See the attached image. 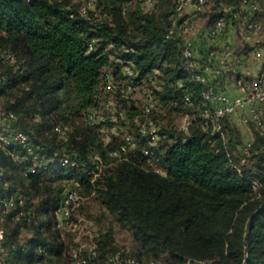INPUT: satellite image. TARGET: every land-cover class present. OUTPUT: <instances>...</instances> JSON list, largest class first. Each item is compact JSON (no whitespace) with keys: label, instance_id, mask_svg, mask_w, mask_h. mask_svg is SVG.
I'll return each instance as SVG.
<instances>
[{"label":"trees","instance_id":"trees-1","mask_svg":"<svg viewBox=\"0 0 264 264\" xmlns=\"http://www.w3.org/2000/svg\"><path fill=\"white\" fill-rule=\"evenodd\" d=\"M243 1L206 0L205 7L212 4L204 13L209 28L222 18L236 23L226 7ZM251 1L259 3L262 14L264 0ZM144 5L145 0H98L83 13L75 0H0V107L16 116L7 128L25 132L35 153L49 160L47 168L25 174L32 164L27 150L13 143L0 146V166L9 182L0 186V196L17 199L16 208L4 216L2 243L15 264H61L57 210L75 183L130 226L138 245L131 256L144 264H264V130L250 122L249 137L233 116L214 115L202 96L203 85L184 68L182 42L167 37L176 0H155L150 10ZM127 46L134 51L126 52ZM122 61H131L138 79L154 92L156 122L158 114L191 117L187 133L161 127L173 139L157 147L165 174L145 164L142 146L148 140L139 133L126 158L112 159L96 178L88 174L96 153L107 160L111 150L126 145L122 134L106 142L98 129L79 122L88 108L106 100L107 68L115 74L117 106L134 101L124 96L126 82L121 88L117 81L119 75L124 78ZM240 77L251 80L235 73V80ZM186 92L193 107L184 103ZM122 110L129 118L137 113ZM57 124L69 127L67 140L55 131ZM53 135L63 139L61 154L51 149ZM14 153L26 158L17 161ZM63 155L78 165L52 168ZM66 180L71 181L64 187ZM24 229L31 237L21 243ZM97 248L101 264L121 251L111 233L98 239Z\"/></svg>","mask_w":264,"mask_h":264},{"label":"built area","instance_id":"built-area-1","mask_svg":"<svg viewBox=\"0 0 264 264\" xmlns=\"http://www.w3.org/2000/svg\"><path fill=\"white\" fill-rule=\"evenodd\" d=\"M92 0H83L81 11L86 13L91 7ZM206 0H176L175 13L173 15V24L167 32V37L178 39L183 45V65L192 80L203 85L202 96L209 101L214 107V115L217 118L225 116H233L240 112L246 106H249L250 112L242 118L244 123H254L259 129L264 130V69L257 73L250 81H246L243 77L235 80L236 85L242 91V95L228 96L222 89L221 84L212 81L209 70L213 66L222 69L229 64L234 54L232 50H211L204 57L202 63L196 53L193 41V32L195 24L193 17L203 13L205 10ZM155 0H145L146 10L153 9ZM193 7V14L190 19H184L188 15L189 8ZM236 21L239 29L237 33L243 41L249 42L252 36H258L264 42V19L259 18L260 6L256 1L244 0L238 6H227ZM209 16L205 17L208 20ZM232 24V23H231ZM230 25V24H229ZM225 19H220L212 27L209 28V38L215 40L224 35L229 28ZM96 40L89 44V49L94 50ZM126 52H133L131 46L124 47ZM6 58L14 63L15 56L8 52ZM252 56L262 60L264 63V47H256L252 51ZM121 72L125 78L126 89L124 96L135 99V94L143 89L142 103L139 111L132 118L126 115V112L118 108L117 98L114 96L116 91L115 74L111 68H107L103 72V89L109 94L99 106L90 107L85 111L84 120L90 127L98 129L102 133V137L106 142L112 140V135L122 134L126 145L122 149L111 150L108 159H104L100 153L94 156V168L88 169V174H92L96 178L102 169L107 166L108 162L112 163V159H122L127 157V148L137 144L136 137L130 130V126L135 127L137 132L148 140V143L142 146V153L145 157V164L152 167L161 174H165V170L160 166V156L157 152L159 141L166 138V134L162 132L161 126L154 120L153 113L157 109L158 100L154 92L145 87L141 80L138 79V71L131 61L121 62ZM182 85V82H180ZM111 94V96H110ZM184 103L187 106L195 105L194 99L190 92L184 94ZM13 113H6L0 107V146H8L14 144L21 146L30 154L32 164L24 172L36 173L39 167L47 168L49 160L36 154L31 146L28 135L20 130L8 129L6 124L9 120L15 119ZM191 124V117L186 115L181 131L187 133ZM55 131L58 132L65 140L68 139L69 127L64 124H57ZM252 143L248 142L243 152L248 154ZM17 161H23L26 157L21 153L13 154ZM78 165L77 159H71L68 155H63L60 159L54 160L51 167L54 169L70 168ZM0 186L8 187L9 182L5 179V169L0 166ZM79 183H75L67 189L63 196L60 206L57 210L56 227L65 233L76 235V241L80 242V238L88 234L91 223L87 219H74V212L81 205L82 195ZM17 199L14 195L0 196V264H15L12 259L7 257V248L3 245L2 240L5 233L3 227L4 216L16 208ZM21 214V213H20ZM19 214V215H20ZM19 216L17 217V219ZM97 243H82L72 251L71 264H101L98 263ZM102 264H144L138 257L124 255L122 251H118L111 255L108 261ZM150 264H167L166 261L155 262ZM187 264H192L190 261ZM198 264H205L199 261Z\"/></svg>","mask_w":264,"mask_h":264},{"label":"rangeland","instance_id":"rangeland-1","mask_svg":"<svg viewBox=\"0 0 264 264\" xmlns=\"http://www.w3.org/2000/svg\"><path fill=\"white\" fill-rule=\"evenodd\" d=\"M76 4L82 5L83 0H75ZM98 0H92L91 7L94 9L97 5ZM264 6V5H263ZM145 7V5H144ZM212 8V4L209 3L206 7L203 13H200L199 15L193 17V22L196 27V31H198L201 26L208 25L207 20L205 19V14L208 13ZM146 9V7H145ZM193 14V11L190 12L188 15L184 17V19H190ZM259 18L264 19V11L262 14L259 15ZM237 29H239L237 23H232L229 25L228 31H232V35L234 36L233 43L234 45L231 46L235 53H247L252 52V50L257 45H263L264 42L260 41L257 42L259 39L258 36H252V39L249 42L243 41L241 36L237 33ZM235 31V32H234ZM252 54V53H251ZM112 58V55H111ZM233 80H235V76H231ZM118 84L121 88L125 86V80L120 75L117 77ZM144 91L143 89H140L135 95L134 101H127V100H121L120 105L118 108L125 109L129 112H136L139 111L141 103H142V95ZM106 95L109 96V94L106 93ZM111 96V94H110ZM118 105V104H117ZM187 114L174 112L173 114L167 115H155L157 119V123L161 127H165L169 132H181V127L184 124L185 117ZM80 124L84 127H88L84 121V118H81L79 120ZM241 128L244 130V133H246L248 136L251 134L250 130V124L241 122L240 124ZM130 130H132V133L137 137L138 132L135 129V127L130 126ZM120 137V136H119ZM173 139L170 135H168V138H163L159 141L158 148H160L167 142L171 143ZM49 142L53 147H57L56 152L61 154L62 148H63V139L60 136L53 135V137L49 138ZM71 181V180H70ZM70 181H64V187L68 186ZM82 200L81 205L79 208H77L74 212V219H87L89 223H91V226L89 227L88 234L83 235L80 238V242L82 243H97L99 238H102L105 234L111 233L115 245L125 253H128L129 255H135L137 251V243L135 241V238L133 236V232L128 224L123 223L118 219V217L114 214L109 213L97 199L95 198V195L89 193L87 190L83 189L81 191ZM31 237V233L27 230H21L18 239L21 243L27 241ZM60 240L63 243L64 246V254L62 256V262L61 264H68L69 263V257L70 252L73 251L77 246H79L80 242H77L76 235L70 234V233H61L60 234Z\"/></svg>","mask_w":264,"mask_h":264},{"label":"crops","instance_id":"crops-1","mask_svg":"<svg viewBox=\"0 0 264 264\" xmlns=\"http://www.w3.org/2000/svg\"><path fill=\"white\" fill-rule=\"evenodd\" d=\"M193 11V7L189 8V12ZM235 32V31H234ZM232 35V31L226 32L224 35L220 36L215 40H211L209 38V26L203 25L201 28L193 32V41L196 48V53L202 63H204V57L208 52L211 50H232L233 51V58L230 60L229 64L222 69H218L217 66H213L209 70V75L212 81H216L221 84V89L228 95V96H237L242 95V91L238 88L235 83V80L231 76H235V73H241L246 77L252 78L261 70L264 69V63L262 60L256 59L252 56V52L247 53H235L234 49L231 47L234 45L233 39L234 36ZM262 41L259 37L257 42ZM256 47H264L263 45H257ZM255 47V48H256ZM253 51V50H252ZM219 80V81H218ZM250 112L249 106H246L240 112L233 115L234 120L237 122L238 125L241 124L242 118L247 116ZM241 127V126H240ZM244 131V130H243ZM250 137V136H249Z\"/></svg>","mask_w":264,"mask_h":264},{"label":"water","instance_id":"water-1","mask_svg":"<svg viewBox=\"0 0 264 264\" xmlns=\"http://www.w3.org/2000/svg\"><path fill=\"white\" fill-rule=\"evenodd\" d=\"M255 215V214H254Z\"/></svg>","mask_w":264,"mask_h":264}]
</instances>
